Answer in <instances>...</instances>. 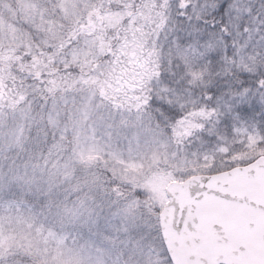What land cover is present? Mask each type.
<instances>
[{
  "label": "snow or ice",
  "instance_id": "obj_1",
  "mask_svg": "<svg viewBox=\"0 0 264 264\" xmlns=\"http://www.w3.org/2000/svg\"><path fill=\"white\" fill-rule=\"evenodd\" d=\"M0 264H264V0H0Z\"/></svg>",
  "mask_w": 264,
  "mask_h": 264
}]
</instances>
